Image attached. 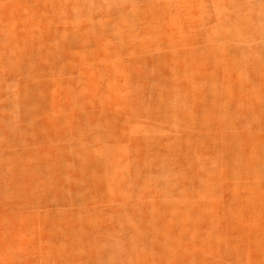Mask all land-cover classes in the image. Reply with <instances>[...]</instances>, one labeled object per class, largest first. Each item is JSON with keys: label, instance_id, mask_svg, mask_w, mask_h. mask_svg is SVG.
I'll use <instances>...</instances> for the list:
<instances>
[{"label": "rangeland", "instance_id": "obj_1", "mask_svg": "<svg viewBox=\"0 0 264 264\" xmlns=\"http://www.w3.org/2000/svg\"><path fill=\"white\" fill-rule=\"evenodd\" d=\"M0 264H264V0H0Z\"/></svg>", "mask_w": 264, "mask_h": 264}]
</instances>
